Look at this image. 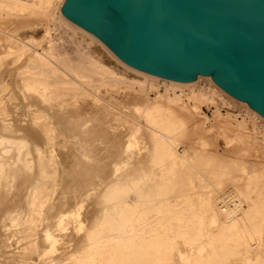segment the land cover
I'll use <instances>...</instances> for the list:
<instances>
[{
  "label": "bare ground",
  "instance_id": "6f19581e",
  "mask_svg": "<svg viewBox=\"0 0 264 264\" xmlns=\"http://www.w3.org/2000/svg\"><path fill=\"white\" fill-rule=\"evenodd\" d=\"M65 2L0 0V10L4 8L11 13L22 14L29 10L54 7L67 34H71V37L82 34L89 46L100 45L126 71L140 75L144 80L126 83L128 79L119 70L108 67L90 49L79 51L74 59L70 53L60 52L53 41H50L49 49L41 53L27 69L29 77L23 78L17 72L15 77L20 80L13 79L12 84L0 79V118L4 115V120H9L11 114L7 105L9 103L6 104L2 98L4 94L10 102L13 100L12 94L16 95L18 104L15 108L19 109L22 116L21 121L14 123L15 126L12 123L11 127L8 126L7 121L0 125V143L9 137L7 133L17 132L22 135L15 137L20 140V147L30 148L19 164L20 157L4 155L0 150V247H3L0 257L10 256V264H26L34 255L44 260L42 264H68L73 259L75 264H174L171 253L176 248L175 240L163 236L162 229L165 226L149 229L146 223L141 229L137 228L134 224L138 216L137 207L128 203V188L116 183L115 176L120 160L128 158L133 149L141 144V134L147 138L152 148L148 155L154 160L167 158L174 164H191L185 153L178 152L179 140L175 130L164 128V124L173 125L169 117L176 111L182 115H186L187 111L177 108L174 100L151 103L145 97L144 87L149 83L163 82L167 88L184 90L195 86L198 81L182 83L160 79L127 65L98 38L63 14ZM10 22H1L0 26L10 29ZM16 24L20 26L27 23L18 21ZM136 85L142 88L140 92L134 90ZM86 91L93 95V99L90 110L85 107L83 114L77 107L70 106L72 100L78 102L85 97L86 101ZM226 96L237 102L231 95ZM68 97L72 100H66ZM191 98L198 99L196 95ZM238 103L251 117L252 128L248 127L250 123L245 118L242 123L244 129L259 134L258 122H264V117L247 103ZM199 109L196 105L191 110ZM14 110L11 112L17 111ZM184 110L189 109L185 107ZM126 111L130 112L128 116L134 123L125 130L127 134L123 137L120 127H126L127 121L120 116H126ZM140 119H146V124ZM156 122H163V125L158 126ZM12 126L17 130L13 131ZM57 131L60 135L56 134ZM201 131L206 134V129ZM55 144L66 149L60 169L53 156L55 151L60 150H56ZM106 158L111 160L110 165L99 167ZM147 177V173H144L137 183ZM98 179L108 185L101 196V193L94 196L91 190L101 185ZM13 180L18 183L11 186ZM219 185H212L211 191L200 200L204 212L210 213L209 220H213L211 194L214 191L220 193ZM11 187L14 191L9 194ZM87 203L89 207L92 206V210L90 208L87 211ZM216 210L221 225L215 230L203 228L204 223L200 221L199 226L191 228L190 232H176L174 238L181 239L187 249V255L180 256L179 264H223L221 257L215 254L226 251L227 245L249 247L254 235L260 239L259 230L252 233L245 227L247 211L243 199L236 192L222 196L216 203ZM82 216H85V222H78ZM72 223L77 224L70 227ZM177 227L182 228L180 224ZM79 234H83L79 239L80 251L74 250L69 256H58L60 246L71 244V240ZM205 246L210 249L203 250ZM256 261L250 260L248 263L264 264L258 259Z\"/></svg>",
  "mask_w": 264,
  "mask_h": 264
},
{
  "label": "rangeland",
  "instance_id": "374dc122",
  "mask_svg": "<svg viewBox=\"0 0 264 264\" xmlns=\"http://www.w3.org/2000/svg\"><path fill=\"white\" fill-rule=\"evenodd\" d=\"M22 1L33 3L35 0ZM8 20L12 23L9 27L12 30H6L0 26V79L8 84H12L13 79L16 81L20 80V78L15 77L17 72H20L23 78L29 77L27 69L38 59L41 53L49 49L50 41L54 42L60 52H68L74 59L77 58L76 54L79 51H85L86 48L90 49L108 67L114 68L116 71L119 70L118 72L128 79L126 83H130L133 80H144L140 75L126 71L100 45L92 44L89 46L87 38L82 34L79 33L76 37H71V34H67L65 28L58 20L54 7L50 9L29 10L22 14H18V12L11 13L9 10L7 11L2 8L0 10V24ZM18 21L26 22L27 24L19 26L16 24ZM95 37L98 38L97 36ZM98 39L115 54L100 38ZM2 73L5 74L3 75ZM193 81H198V83L184 90L167 88L163 82L149 83L144 87L145 97L149 98L151 103L157 100H165L166 102L174 100L173 103L177 108H183V111H187L186 115H182L177 111L174 115H169L170 117H168L173 121V125L164 124V128L168 131L170 129L175 130L179 140L177 146L178 152L180 154L185 153L191 164H174L167 158L162 161L160 159L154 160V158L148 155L152 148L149 146L147 138L141 134V144L133 149V153L128 158L120 160L121 163L117 164L119 170L115 176L116 183L128 188L130 196L128 203L137 207L138 216L135 218L137 221L134 222L137 228L141 229V226L146 223L149 224V229L165 226L164 229L161 228L163 236L175 240L176 243V248L171 253V256L175 259L174 264H179L180 256L187 255V249L181 243V239L174 238L176 232H190L191 228L199 226L200 221L204 223L203 228L205 229L215 230L214 228H218L221 223L219 222L220 218L216 210V203L222 196L230 192H236L243 199L247 211L245 227L252 233L259 230L261 234L260 239H257L254 235L253 239H249V247H236L233 244L227 245L228 251L223 250L215 254V256H220V261L223 264H249L248 261L253 260L257 262V259L264 263V122H258L259 134H253L249 130L244 129L242 124L243 119L246 118V122L250 123L251 117L248 115V111L238 103L240 100H236L235 98L237 101L235 102L227 97L226 94L228 93L213 80L212 76L199 75L195 80L182 83H192ZM134 88L136 92H140L142 89L139 85H136ZM62 90L64 91V89ZM126 92L128 93V91ZM76 94L79 95V93ZM12 95V102H10L7 95L4 94L2 97L6 104L7 102L9 103L7 105L11 114L9 120H4L5 118L3 117L6 116L1 115L0 125L6 124L7 121V124L9 123L8 126L11 123V125L15 126L22 119L19 109L15 108L16 103L18 104L16 95ZM86 95L88 97L86 101L85 97L83 99L80 98L78 102L72 100L70 97L66 98V100H72V106L70 107H77L81 113L85 114V107L89 111L93 99V95L90 92ZM193 95H196L198 99L191 98ZM196 105L200 109L192 111L191 109ZM185 107L189 110H184ZM13 108L18 112L15 110L16 113L11 112ZM125 113L127 115H121L120 118H124L129 124L126 123V127H120L123 130V137L127 134L125 130L134 123L131 117H129L131 115L130 112L126 111ZM140 121L146 124V119H140ZM202 121L205 122L202 123ZM156 123L158 126L163 125V122ZM248 125V127L252 128L251 123ZM13 126L12 130H17ZM202 129H206V134L201 133ZM7 134L9 137L2 144L0 143V150L2 149L4 155L20 157L19 164L24 160V156L30 151V148L27 146L21 148L20 140L15 139V137L22 136L21 133ZM56 134L60 135L58 131ZM55 148L56 150L60 149L53 153L55 163H57L56 165L60 169L62 168L63 153L66 149L60 147L58 144H55ZM110 161L106 158L100 163L99 167H107L110 165ZM144 173H147L151 179L147 177L141 183H137L138 178L142 177ZM97 181L99 184L101 182V185H97L96 188L91 190V193L94 191L92 193L94 196L101 193L99 194L101 196L108 184H103V181H99V179ZM17 183V180H13L11 186ZM217 184L221 185V187L219 185L220 193L214 191L211 194L213 220H209L211 217L210 213L204 212L200 200L211 191L212 185L217 186ZM136 188L139 191H135ZM11 189L9 194L14 191L13 187ZM86 205L88 206V203ZM90 208L92 210V206H88L87 211ZM1 214L2 210H0V216ZM178 218L181 221H177ZM79 220L85 222V216L79 218L78 222ZM145 220H148V222H145ZM73 224H70V227H74L77 223ZM179 224L182 226L181 229L177 227ZM82 235L75 236L76 238L71 240V244L66 245L68 247L65 245L60 246L57 255L69 256L74 250L80 251L81 243L79 239ZM2 249L3 247L0 250ZM202 249L209 250L210 248L209 246H205ZM63 250L64 252H62ZM203 253H206V251ZM2 258L3 261L1 260ZM30 261L26 264H42L44 262V260L39 259L36 255L32 259L30 258ZM1 263L10 264V256L0 257ZM68 264H75V259L71 260Z\"/></svg>",
  "mask_w": 264,
  "mask_h": 264
},
{
  "label": "water",
  "instance_id": "95a60500",
  "mask_svg": "<svg viewBox=\"0 0 264 264\" xmlns=\"http://www.w3.org/2000/svg\"><path fill=\"white\" fill-rule=\"evenodd\" d=\"M63 14L129 66L212 76L264 117V0H66Z\"/></svg>",
  "mask_w": 264,
  "mask_h": 264
}]
</instances>
